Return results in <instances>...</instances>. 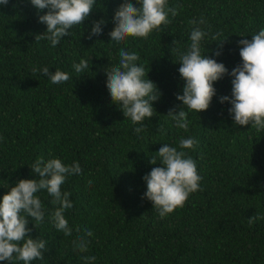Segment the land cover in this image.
<instances>
[{
	"label": "trees",
	"instance_id": "obj_1",
	"mask_svg": "<svg viewBox=\"0 0 264 264\" xmlns=\"http://www.w3.org/2000/svg\"><path fill=\"white\" fill-rule=\"evenodd\" d=\"M121 3L97 0L91 15L56 47L47 39L35 42L46 31L38 17L47 9L38 12L30 0L0 5V198L18 180L39 178L30 167L38 158L78 162L82 169L62 185L73 202L64 213L71 236L53 225L52 197L43 190L37 194L45 218L36 227L29 218L27 226L32 238L46 241L47 251L31 264H85L83 256H95L94 264H264V130L235 125L231 103L220 102L231 97L233 77L214 82L216 95L207 110L185 107L191 121L187 131L167 114L183 106L177 99L185 84L179 57L191 42L195 25L190 21L205 19L202 54L230 73L242 63L238 41L251 40L264 28V0H168L169 7L183 6L177 16L169 15V25L147 38L127 37L116 44L109 33ZM101 19L102 33L88 39L93 21ZM121 48L140 56L137 64L162 93L141 133L134 132L140 125L124 117L106 87V68L118 65ZM81 59L89 61L85 74L73 68ZM45 66L72 79L53 84L33 71ZM182 137L197 141L184 151L202 177L200 190L162 218L150 200L142 199L143 177L162 166L150 163L151 156L164 144L178 147ZM250 217H257L251 226ZM81 235L88 242L85 253L73 248Z\"/></svg>",
	"mask_w": 264,
	"mask_h": 264
},
{
	"label": "clouds",
	"instance_id": "obj_2",
	"mask_svg": "<svg viewBox=\"0 0 264 264\" xmlns=\"http://www.w3.org/2000/svg\"><path fill=\"white\" fill-rule=\"evenodd\" d=\"M8 2L9 0H0V5H7ZM96 2L97 0H30L38 12L47 9L45 14L38 17L41 23L47 25L46 31L37 34L35 42L47 39L52 47H56L63 37L71 34L70 29L84 23L96 8ZM178 7L183 6L169 7L168 0H137L136 4L123 0L113 17L115 26L109 33L110 41L120 44L127 37L147 38L153 30L160 31L162 25H169V15L177 16ZM104 23L103 19L93 21L88 39L100 35ZM205 23L203 17L190 21V24L195 25L190 33L191 42L187 51L180 53L179 57L181 66L178 71L185 84L183 94H177V99L183 102V106L179 111L170 109L167 114L178 128L187 131L191 121L185 107L197 113L207 110L216 95L214 82L227 74L233 77L232 95L220 97V102L231 103L228 111L235 125L251 124L252 128L261 132L264 130V28L252 35L251 40L238 41L242 45V63L229 73L223 63L202 54L201 44L208 33L200 25ZM225 39L218 43L220 47ZM220 54L219 49L215 51L216 56ZM139 60L138 54L121 48L118 65L106 68V87L112 103L122 110L124 117L130 119L133 125H140L134 128L135 133L145 130V121L155 115L153 101H157L162 94L156 83L148 78V71L145 72L144 66L137 64ZM73 68L77 73L85 74L90 70L89 61L81 59L79 63L73 64ZM33 71L47 77L53 84L72 79L69 73L60 70L50 72L47 66L42 69L33 68ZM196 144L194 138L182 137L178 147L164 144L156 155L151 156L150 163L160 161L162 166L153 167L143 177L147 191L142 199L150 200L162 218L183 207L189 195L200 190L202 177L197 172L195 161L184 151L194 149ZM30 167L34 173L39 174V178L18 180L0 198V261L7 264L14 260L31 264L34 260L43 259L44 252L47 251L46 241L32 238L29 235L31 229L27 226L29 218L35 227L44 221L45 210L37 195L42 190L52 197L51 203L57 205L51 217L55 229L65 236L72 235V228L64 213L73 207V202L69 199L71 193L62 191V185L68 177L82 174L80 164L75 162L67 165L59 158L46 161L38 158ZM88 183L91 186L92 181ZM255 219L257 217L249 218L250 226ZM86 235L91 236L92 233L88 231ZM73 248L80 253L87 252L88 242L85 236H78L73 241ZM82 259L85 264H94L97 258L83 256Z\"/></svg>",
	"mask_w": 264,
	"mask_h": 264
}]
</instances>
